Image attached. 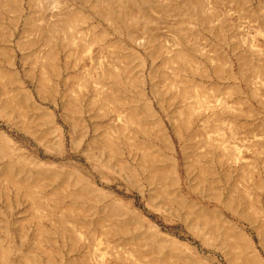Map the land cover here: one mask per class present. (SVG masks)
<instances>
[{
  "label": "rangeland",
  "instance_id": "374dc122",
  "mask_svg": "<svg viewBox=\"0 0 264 264\" xmlns=\"http://www.w3.org/2000/svg\"><path fill=\"white\" fill-rule=\"evenodd\" d=\"M0 69L16 80L0 86V132L11 140L0 141V264H244L225 230L202 228L177 194L219 209L264 264V0H0ZM19 89L40 109L23 111ZM144 108L141 127L126 120ZM171 159L176 186L165 174ZM30 160L58 176L36 180ZM7 168L38 181L32 197L4 180ZM75 174L110 199L73 198L81 186L63 183ZM116 199L195 257L139 229L107 236L102 211ZM70 204L86 212L70 214ZM80 221L91 233L80 237ZM138 238L143 260L118 255Z\"/></svg>",
  "mask_w": 264,
  "mask_h": 264
},
{
  "label": "bare ground",
  "instance_id": "6f19581e",
  "mask_svg": "<svg viewBox=\"0 0 264 264\" xmlns=\"http://www.w3.org/2000/svg\"><path fill=\"white\" fill-rule=\"evenodd\" d=\"M75 20L76 21L79 20L78 17H76ZM177 58L183 59L184 56L182 57V54H179L177 56ZM54 64H53V67L51 66L52 67L51 70L53 69V71H56V66H54ZM106 74H108V70H107ZM3 76H7V75H5L4 70L0 69V86L3 85L2 84V79H4ZM6 80H7L8 84H11V85H15V83H16V80L14 79L12 74H10V73L6 77ZM175 84H176V82H175ZM178 88H181V87L178 86ZM195 88L198 92H200L204 89V86L202 84H197ZM184 91L188 92V88L185 87L183 89V92ZM3 92H4V89H3ZM15 96L18 97L19 99H21L23 107L21 105L20 106H21V109L23 111H24V108H26L27 110L29 109L32 112L36 111L37 109H40V106L34 102L32 95L29 92H27L26 90H20V89L17 90ZM146 103L148 105L150 102L147 101ZM117 104L118 105L120 104L122 106L125 104V102L119 101ZM144 109H145V111H144ZM144 109H143V112H140V113H137L135 110H130L128 112V115L126 116V120L128 122L136 125V126L141 127L142 126V124L140 122L141 118H145V116H150V113L148 112V110L146 108H144ZM41 114L47 116L46 120L48 122H50L51 124H53L52 120H51V115H50L51 113L50 112L45 111V112H41ZM156 121H157L158 125L161 127V131L163 132V135L166 139L165 140L166 146L171 151H173V147H172V144L170 143L169 136H168L165 128H163L162 122H160L159 119H156ZM234 125H236V124H234ZM234 125L232 123V126H234ZM155 129H157V128H155ZM175 130L177 132V128H175ZM0 141L5 142L6 144H9V145L11 143V140L8 139L2 132H0ZM133 146L136 147L137 149L145 150L144 146H142L140 144H133ZM171 162H173V164L167 168L165 174L166 175L169 174V175H171V177L173 176V178H171V180L169 182V186H174V185L176 186V184L178 185V178L176 177V174H175V170H176L175 169V163H174V160H172V159H171ZM230 163H231V161H230ZM30 164L34 169H36L34 171H36V173L38 175L36 178V180H38V181H41L42 179L53 180L56 178L55 176H58L57 174L55 175V172H53L54 170H57V167L54 164H48V163H45V162H42L39 160H30ZM246 169H248V168H246ZM151 172H152V170H150V175L152 178L153 177L154 178H156V177L160 178L161 177V175H159L155 171H153L152 173ZM13 175H14V170L12 168H7V170L4 171L3 178H4V180H7L9 183H11L12 185L16 186L19 189L23 187L24 189H26L27 196L32 197V194H30L29 189L32 186H34L35 184H37L38 181H35V183H33L34 185H30L28 182L25 181V179L24 180L23 179H16ZM45 175H47V176H45ZM75 175L76 176H75V179L73 180V182L69 180L70 177L66 176L65 177L66 180L63 183V187H65L66 185L67 186L68 185L81 186L80 190L76 194L73 195L74 196L73 198L79 199V200H82V199L93 200L94 199V201H97V199H99V201L110 199L111 195L109 192H106L103 189L97 190L94 188V186L92 185V183L89 180H86L84 177H82L78 174H75ZM67 193H68V191H67ZM177 195L179 196V197L176 196L179 198V201L177 202V204L179 205L180 209L181 210L185 209L186 214L195 216L194 219L197 221H200V223L204 226L202 228H204V229L208 228V230H210V231L212 230L214 232H217V230L220 228L225 230L223 232V234H225V236H227L229 238L228 239V241H229L228 246L230 248H232V250H233V248H237L241 253L246 255L244 264H263V257L261 256V253L258 251V249L255 247L251 237L246 235L237 226L236 223H233L230 219L225 217L219 209L210 210V209L205 208L203 206H197L196 204L189 202L183 194H177ZM100 197H101V199H100ZM112 205H113L112 206L113 210L112 209H109V210L106 209V210L102 211V213L107 217V219L112 221V224H110L109 227H107V229H106L107 230V233H106L107 236L111 235L112 230L127 232L128 227L133 228L135 230L139 229V231H141V234H144L146 237L157 240L162 244L167 243L173 249L175 248L176 250L183 251V252L186 251L185 254L188 253L187 255H189V257H191V259H193L195 257L194 256L195 254H193L192 249L190 247L179 242L177 239L170 237L167 234L161 233L159 228L157 227V225H155L153 223H147L137 211L130 209L126 203L121 202L120 200L116 199V200H112ZM227 206H228V208L231 207V203L228 202ZM64 208H65L64 210L70 214H78L79 215V214H84L86 212L81 206H77V204H75V205L70 204V205L65 206ZM229 209H231V208H229ZM117 216L118 217L123 216L127 220H125L124 222L113 221L112 218L117 217ZM102 221H103V219H100L97 222L96 226L93 228L94 233H95L96 228H98V227L101 228L104 226V223ZM77 224H79L76 226V228L79 230L80 237L83 236L84 231H89L91 233L92 225L90 223H84V222L80 221ZM143 239L144 238L136 239L133 243L128 244V248H123V249L122 248H116V250H117L116 252L118 253L119 256L124 254V255H129V256H135L136 259H138V260H143V256L139 255L142 252V251H140L141 250L140 248L144 247ZM73 240H74V238H73ZM88 241H90V240H88ZM91 241H93V239ZM262 242H264V241H262ZM114 252H115V250H114ZM9 254H10V251H9ZM7 256H8V251H7ZM171 257L172 256H168V257L164 258L161 261L162 264H170V262H171L170 258ZM84 261L85 260H83V262ZM151 262H154V261L151 260ZM151 262H149V263L151 264ZM145 263H146V261H145ZM149 263H146V264H149ZM204 263H206V262H204Z\"/></svg>",
  "mask_w": 264,
  "mask_h": 264
}]
</instances>
